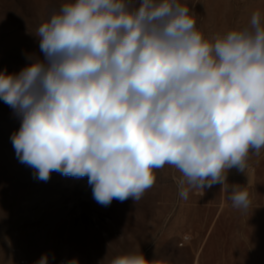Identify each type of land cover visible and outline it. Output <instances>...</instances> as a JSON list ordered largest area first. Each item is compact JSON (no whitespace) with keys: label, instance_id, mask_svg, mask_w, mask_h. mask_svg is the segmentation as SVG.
<instances>
[{"label":"clouds","instance_id":"9594fccd","mask_svg":"<svg viewBox=\"0 0 264 264\" xmlns=\"http://www.w3.org/2000/svg\"><path fill=\"white\" fill-rule=\"evenodd\" d=\"M43 59L0 72V100L20 120L19 161L41 181L87 177L95 201L140 200L155 169L179 195L226 185L264 149V19L205 38L178 0H72L39 24ZM233 207L251 205L234 185ZM35 264H49L42 255ZM73 264V261L71 262ZM109 264H150L129 252Z\"/></svg>","mask_w":264,"mask_h":264},{"label":"rangeland","instance_id":"374dc122","mask_svg":"<svg viewBox=\"0 0 264 264\" xmlns=\"http://www.w3.org/2000/svg\"><path fill=\"white\" fill-rule=\"evenodd\" d=\"M72 0H0V72L19 73L43 59L40 23ZM190 9L205 38L243 27L264 0H178ZM21 120L0 100V264L11 250L49 264H109L142 252L150 264H264V149L249 154L245 173L228 171L224 187L193 188L179 195L181 173L155 169L156 182L138 201H95L87 177L52 172L41 181L16 156L11 136ZM250 194L247 210L233 207L232 188Z\"/></svg>","mask_w":264,"mask_h":264},{"label":"built area","instance_id":"2783aa9c","mask_svg":"<svg viewBox=\"0 0 264 264\" xmlns=\"http://www.w3.org/2000/svg\"><path fill=\"white\" fill-rule=\"evenodd\" d=\"M11 256L15 258L12 264H35V260L26 258L20 255V251L17 248L11 250Z\"/></svg>","mask_w":264,"mask_h":264}]
</instances>
